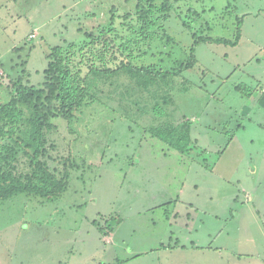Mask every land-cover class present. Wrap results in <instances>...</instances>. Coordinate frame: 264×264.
I'll return each mask as SVG.
<instances>
[{
	"label": "rangeland",
	"instance_id": "1",
	"mask_svg": "<svg viewBox=\"0 0 264 264\" xmlns=\"http://www.w3.org/2000/svg\"><path fill=\"white\" fill-rule=\"evenodd\" d=\"M168 1L0 0V105L46 81L57 45L84 86L36 141L17 103L16 178L67 185L0 201V264H246L167 257L168 214L193 206L264 254V0Z\"/></svg>",
	"mask_w": 264,
	"mask_h": 264
},
{
	"label": "trees",
	"instance_id": "2",
	"mask_svg": "<svg viewBox=\"0 0 264 264\" xmlns=\"http://www.w3.org/2000/svg\"><path fill=\"white\" fill-rule=\"evenodd\" d=\"M163 6L165 12L170 11L171 5L168 0ZM146 14L148 16H145V18L150 16L149 12H146ZM146 21L152 24L148 19ZM144 27L147 28L148 25L144 24ZM240 36L241 29L239 26L236 41L230 44L237 45ZM67 50V47L59 45L52 47L48 69L45 71L46 81L40 86H22L18 97L8 104L0 105V201L9 199L17 193H40L43 196H52L65 190L66 177L56 179V177L49 178L47 176L48 179H42V181L32 180L31 183L24 184L22 179L16 178L14 170L19 148H21L20 141L15 137L16 129L24 113L18 107V102L24 103L33 109L37 116L35 122L37 123V131L33 138L35 141L42 137L44 126H47V128L52 127L49 121L51 117L56 116V112L68 114L82 104L84 97L83 81L78 71L75 70L72 61L69 58L67 59ZM170 133H175L174 128H171ZM188 136L187 138L185 136L183 142H179L180 139L178 138L175 141L176 144L171 147L182 153L186 152L188 150L187 144H189ZM159 137L166 138L167 135L159 133ZM33 162L39 164L37 158Z\"/></svg>",
	"mask_w": 264,
	"mask_h": 264
},
{
	"label": "crops",
	"instance_id": "3",
	"mask_svg": "<svg viewBox=\"0 0 264 264\" xmlns=\"http://www.w3.org/2000/svg\"><path fill=\"white\" fill-rule=\"evenodd\" d=\"M193 210L194 214L191 218L187 215L181 216L182 213H178L177 210V212L173 211L168 214V228L165 231V239L161 243L167 257L174 253H178L180 256L185 253L198 254L199 256L208 254L215 258L232 255L241 261L245 260L246 264H264V254L260 249L263 243L260 245L255 239L250 238L241 240L238 236L240 234L239 229L236 239L233 230L227 224L219 227L212 224L211 219L214 220L219 217L210 210L203 211L197 206H193ZM186 212L183 214L185 215ZM200 213L206 216L204 220L200 219L202 218ZM196 216H199V219ZM206 218L207 223H205ZM228 238L235 244L231 246L225 244L228 242ZM219 240H222L223 244L219 243ZM152 251H146L145 255Z\"/></svg>",
	"mask_w": 264,
	"mask_h": 264
}]
</instances>
